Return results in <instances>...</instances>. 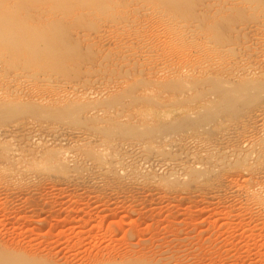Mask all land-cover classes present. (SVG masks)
Instances as JSON below:
<instances>
[{"label":"rangeland","instance_id":"obj_1","mask_svg":"<svg viewBox=\"0 0 264 264\" xmlns=\"http://www.w3.org/2000/svg\"><path fill=\"white\" fill-rule=\"evenodd\" d=\"M0 264H264V0H0Z\"/></svg>","mask_w":264,"mask_h":264},{"label":"bare ground","instance_id":"obj_2","mask_svg":"<svg viewBox=\"0 0 264 264\" xmlns=\"http://www.w3.org/2000/svg\"><path fill=\"white\" fill-rule=\"evenodd\" d=\"M229 97H230V96H229ZM227 98H228V97H227ZM227 98H226V99H227ZM228 100H229V99H228ZM226 101H227V100H226Z\"/></svg>","mask_w":264,"mask_h":264}]
</instances>
